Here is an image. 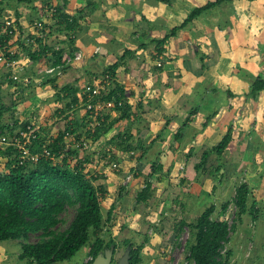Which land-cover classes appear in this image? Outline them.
Here are the masks:
<instances>
[{
    "label": "crops",
    "instance_id": "crops-1",
    "mask_svg": "<svg viewBox=\"0 0 264 264\" xmlns=\"http://www.w3.org/2000/svg\"><path fill=\"white\" fill-rule=\"evenodd\" d=\"M190 1L178 0L172 6L170 0H42L38 4L65 5L66 14L74 17L85 11L79 20L82 29L76 34L73 45L84 54L79 64L83 71L78 74L71 66L64 68L63 77L70 71L77 73L67 84L80 88L85 83L81 84V80L96 78L121 59L115 71L114 88L120 89L116 91L124 97L131 111L128 118L114 124L94 145L100 156L94 162L102 164V170L95 172L98 173L95 177L103 178L99 179V184L104 187L103 182L109 183L111 176H116L117 183L123 186L128 171L133 168L138 175H133L129 183L132 192L143 187V175H148L147 180L154 182L153 191L161 186L169 189V196L164 194L166 200L175 199L177 196L171 194L179 190L193 193L196 207L204 208L205 203L214 206L210 202L220 159L222 165L232 167L233 173L246 162L251 163L245 168L249 177L246 178L245 173L244 181L249 183L253 196L261 195L264 202V186L259 188L264 181V170L254 158L259 151L264 158L259 139L260 124H264V90L251 94L254 80L264 79V0H234L203 12L168 39L164 51L157 54L156 46L150 43L154 35L163 33V38L174 28L172 24L179 26L194 8L212 0ZM89 5L96 7L91 13ZM19 10L16 8L14 13ZM25 13L28 10L24 7L19 19L25 25L24 30L31 31L32 24L26 22ZM222 17L226 22H222ZM48 37L46 45L60 46L59 38L52 42ZM61 46L69 50L65 44ZM125 50L131 53L123 57ZM95 65L100 66V70H95ZM0 71L3 72L0 83H3L5 71L1 67ZM76 80L79 82L75 83ZM106 115L110 120L119 116L116 111ZM256 123L259 128L251 137ZM228 128H231V139L218 158L211 149L222 140ZM126 131L131 136L129 141L140 143L141 149L126 154L130 161L118 157L121 168L116 172L103 164L101 155L113 149L105 144L108 138ZM247 144L253 145L250 154L243 150ZM90 152L94 159L96 154ZM202 158L205 164L197 169ZM157 165L162 170L153 172L151 169ZM122 173L126 174L119 179L117 175ZM218 184H222V180ZM256 200L258 209L261 201ZM117 255L114 260L119 258ZM83 261L79 264H85Z\"/></svg>",
    "mask_w": 264,
    "mask_h": 264
},
{
    "label": "trees",
    "instance_id": "trees-1",
    "mask_svg": "<svg viewBox=\"0 0 264 264\" xmlns=\"http://www.w3.org/2000/svg\"><path fill=\"white\" fill-rule=\"evenodd\" d=\"M10 1H14L17 8L25 7L28 13H35L37 21L44 15V8L38 6V3L42 0ZM233 1H208L204 5L194 8L183 23L169 30L162 39H151L150 43L156 46L157 54L162 53L168 39L175 36L178 31L185 28L203 12L222 4H231ZM246 1L254 2L255 0ZM2 2L3 0H0V15L3 11ZM90 5L88 7L91 13L96 7ZM55 10L56 14L48 28L49 30L55 29L53 33H63L65 36L63 44L68 45L67 47L70 49L65 51L64 47L56 49L58 46L46 45L45 37L52 35V31L44 34L43 38L35 37L36 46L23 44L21 48L26 53L30 63L28 66L29 63L27 62L25 69L27 74L29 70L33 73L30 75L31 78L37 76L39 68L33 71V67L38 60H42L41 68L61 66L63 74L64 68L67 67L64 66L65 54L76 51L73 45L76 34L82 29L79 20L83 17L85 11H80L74 17L66 14L65 5L55 6ZM19 18L20 14L16 13L15 23L17 29L21 31L23 27L19 22ZM31 21L32 18L29 22L33 25L34 21ZM13 34L14 30L8 28L5 35L0 34V43L7 45ZM127 53L131 52L125 50L123 57H126ZM14 58L21 60V54L16 52ZM120 60L104 69L100 76L108 74L114 80L115 71L120 65ZM8 75L9 73L5 72V80L0 83V134L11 141L14 134L20 130H25L30 123H28V119L19 122L11 108L3 103L1 91L5 87L4 85L13 84V88L17 91L26 89V87L19 84H14L8 79ZM56 80L52 79L48 82L55 83ZM115 87L116 89L113 81L110 93L103 98L104 100L110 99L111 95L120 91L117 86ZM79 90L80 88L74 87L71 83L60 88L54 86L56 93L53 102L60 104L54 115L64 122V129L58 132L55 137L48 135L49 128H38L35 121L34 125H30L35 130L36 137L27 143V148L31 155L38 157L37 162H29L23 159L18 150L10 143L0 144V158L6 160L5 167L7 170L5 173H0V242L25 240L30 234L39 233L40 240L38 242L20 243L21 252L18 259L25 261L26 264H61L69 261L80 249L86 246L89 247L88 255L91 260L85 264H92L99 254H103L108 250H112V254H114L117 248L115 239L106 230L109 223L115 222L111 218L112 208H109L104 216L101 204L102 199L107 195V191L101 184L98 186L94 184V182L103 178H101L102 176L87 178L88 169L86 164L93 162L92 156L90 155V158H88L81 149L74 146H69L66 149L65 141L67 133L78 132L80 126H85L87 122L91 126L90 129L88 128L90 130L88 139L91 140V143L98 141L111 131L114 124L128 118L131 108L124 97L118 93L123 104L121 107L115 108V111L119 114L115 120H110L106 114L102 116V119L99 117L92 119L91 114L88 112H85V115L81 118L73 120L71 115L77 110L76 107L79 102L77 93ZM263 90L264 79L257 77L251 86V94L255 95ZM127 132H118L115 136L108 138L105 144L113 146V149L108 152L102 149L101 161L105 159L109 162L120 160L118 157H121V155L141 149L140 143L132 144L129 141L131 136ZM230 132L231 128H228L222 140L211 149L215 151L218 158L222 156L223 151L230 142ZM44 150L49 153V157L43 155ZM56 159H61V164L57 163ZM203 164H205V158L201 159L196 168H200ZM221 166L222 164H219L216 171ZM151 170L159 172L162 167L159 165L153 166ZM136 175H138L137 172ZM153 184L154 182L147 181L142 189H133L136 193V204L146 203L152 198L154 193ZM177 201L178 198L176 197L171 203L177 204ZM233 203L238 209L236 215L246 214L252 219L257 217L256 203L251 197L250 189L246 183L240 184L236 188ZM75 205L77 206L75 215L68 228L62 232L56 231L60 223L59 216L61 213L67 206ZM226 207L227 204L222 206L223 209ZM214 210L215 207L209 205L198 215L193 224L187 225L189 227L187 260L191 264H230V252L225 251L229 242L230 228L225 220L217 221L212 218ZM181 223L182 225L187 224L185 221ZM122 246L124 248L123 253L126 250L129 251L128 264H138L140 262L141 246L135 245L131 240H125Z\"/></svg>",
    "mask_w": 264,
    "mask_h": 264
},
{
    "label": "rangeland",
    "instance_id": "rangeland-1",
    "mask_svg": "<svg viewBox=\"0 0 264 264\" xmlns=\"http://www.w3.org/2000/svg\"><path fill=\"white\" fill-rule=\"evenodd\" d=\"M176 1L178 2V0H170L171 6ZM195 1L198 0H191L190 2L194 3ZM2 4H4V7L2 11L3 14L1 13L0 19L12 21V25L15 28L16 32L15 34H13L11 41L8 43L9 46H11V48L14 50L19 51L20 53L23 50L21 48L23 44H31L32 46H36V39L33 33L34 29L32 28V26V33L28 29L24 30L23 26L25 25L20 21L21 19H19V22L22 23L21 25L23 27V30L20 31L17 29V25L15 23L16 19L14 15H16L18 10L16 11V13H14L17 8L15 2L10 0H3ZM38 6L42 7L43 5L38 4ZM18 9H20V14H22V12L24 14V7H19ZM25 17L26 22L29 24L30 18H32L31 22H33L34 20L37 21V19H35V13L33 12L28 13ZM222 22H226V20L223 18ZM49 23H52V20H50ZM172 25L174 27L176 26L175 24ZM51 31L52 35L51 37H48V39L50 38V41L55 42L56 38H59V40H61V43L63 44L65 40V36L63 35V33H53L55 29L49 30V32ZM162 36L163 33H160L158 34V36L154 35L153 38L160 39ZM200 38L203 37L200 35ZM46 39L47 37H45V42H47ZM15 42H17V44H15ZM61 43H59V48H63L61 46ZM22 53L21 60H26L27 62L28 58L24 59V55H26V53ZM80 63L81 62L71 66L78 74L79 72L83 71V66L79 67ZM156 65L160 66V62H157ZM40 67H42V61L38 60L33 67V71H35L36 68ZM94 69L100 70V66L95 65ZM76 72L74 74V71H70L68 75L64 77L62 76V78L57 79L55 83L45 82L40 83L39 85L36 82V80H39V78L33 76L32 81L34 82L24 91H21L19 93L17 92L16 95L13 93V84L4 85L5 87L1 91L3 103L11 108L14 116L18 118L19 122H23L25 119H35L34 121L36 122L38 128H49L48 135L55 137L58 132L64 129V122L59 121V118L54 115L56 107L58 108L60 106V104L53 102V98L55 97L56 93V91H54V86H57L59 88L64 86L71 79V76H76ZM1 74H3L2 71H0V75ZM32 74L33 73H31V71L29 70L27 75L30 76ZM100 75L101 74H99L97 77H99ZM78 79L80 81V78ZM79 81L76 80L75 83H78ZM84 82H88V80H81V84ZM36 107L37 109H35ZM81 116L82 110L78 108L71 115V118L73 120H76V118H81ZM260 127L262 130L259 134V139H261V150L264 153L263 122L260 124ZM88 128L90 129L91 126H89V123L87 122L85 123V126H80L78 132H81L83 137H85L88 141H91L88 139L90 135V130ZM252 128L254 129L252 130L251 137L254 136L255 129L259 128V124L256 123L255 127L252 126ZM95 143H97V141L89 144L88 149L84 151V155L89 157L91 153L90 151H93V154L97 151L96 147L94 146ZM252 148L253 145L247 144V146H245L243 150L244 152L250 154ZM261 154V151H259V153H255L254 158L259 161V163H261L264 170V158L261 157ZM125 156L127 155H121L122 160L130 161V157L126 158ZM94 160H97L96 155H94V159L91 164H86V166L88 167V173L86 175L87 178L95 177L96 174H98L95 172L98 170H102V164H95ZM223 161H226V159L224 158ZM5 162V159L0 158V173H5L7 171ZM56 162L61 164V159H56ZM219 164H221L220 159ZM247 166H251V163L246 162L242 169H239L238 172L233 173L234 171H231L232 167L222 165L217 170L218 174L216 173L218 179H216L217 182H215V188H212V192H214V194L210 203L214 204L215 207L212 218L217 221L225 220L230 228L229 242L225 248V251L227 250L228 252H230V264H264V202L261 201L262 196L259 194L253 196V193L250 191V195L254 201H258L256 200V198H260L261 201L259 203L260 207L257 209L258 213L255 219L247 217V215L245 214L236 215L238 209L233 203L236 188L240 184L245 183L244 174L246 173V178L249 177V174L245 172V168ZM221 169L222 173H219V170ZM105 171L108 172V169L106 167ZM136 172L137 171L132 168L130 171H128V174L130 173L133 177L134 174L136 176ZM125 174L126 173L119 174L117 175V177L120 179V177L124 176ZM143 176V184H145L148 181V175ZM111 179L112 181H109V183H107L106 181L103 182L105 191H107V195L104 199H102L101 204L104 216L106 211L109 208H112L111 218L115 220V222L113 223H109L108 225L106 224V230L108 231L110 236L115 239V242L117 244L114 258L116 253L118 254L117 257L119 258L123 255V242L125 240H131L135 245L141 246L139 255L140 262L138 264H191L187 260L189 241V227L187 225L193 224L196 221L198 215L209 206V203H205L204 205L206 207L204 208L196 207L192 197L193 193H188L185 191L181 192L179 190H176L174 194H171V196H177L178 201L177 204H173L171 203L172 200L169 201L165 199L164 194L169 196V189H165V187L163 188L161 186V188L157 187V189L154 191V196H152V198H150L146 203L136 204V193L131 191L132 185L128 184L127 187L119 185L120 183H117L116 176L115 178L111 176ZM219 180H222V184H218ZM99 183H101L100 180L94 182L95 186H98ZM246 184L248 185L249 183ZM263 186L264 181H261V183L259 184V188ZM121 188H123V191L121 190ZM142 188L143 187H140V189ZM233 188H235L234 191ZM224 204H227V207L225 209L222 208ZM76 208V205L70 207L67 206L65 208V210L59 216L60 223L58 224L56 231L62 232L68 228L75 215ZM182 221H185L187 224L182 225ZM39 240V233H37L30 234L29 237L25 240L20 239L16 241L0 242V264H24V261H20L17 257L21 252L20 243H35ZM88 253L89 247H83L74 255V257L62 264H79L82 259H84L83 263H87L90 258Z\"/></svg>",
    "mask_w": 264,
    "mask_h": 264
},
{
    "label": "built area",
    "instance_id": "built-area-1",
    "mask_svg": "<svg viewBox=\"0 0 264 264\" xmlns=\"http://www.w3.org/2000/svg\"><path fill=\"white\" fill-rule=\"evenodd\" d=\"M44 10V15L41 17L39 21H35L32 25L34 29L33 33L37 38H43L44 34L49 32L48 26L51 24L49 23L50 20L53 19L54 15L56 14L55 6L49 5L47 3L42 4ZM8 28H11L15 32V28L12 25V21L10 20H2L0 22V34L5 35V32ZM59 49V47H56ZM98 49L94 50V53H97ZM16 51L12 49L9 44L5 45L0 43V67L5 71L8 72V79L11 80L14 84H19L22 87L28 88L34 81L33 78L27 75L25 65L27 64L26 61H22L20 59H15L14 54ZM84 59V54L80 51H74L72 53L65 54L64 57V66H72L81 62ZM62 76V67H48V68H39L37 70V76L39 80H36L38 85L40 83L48 82L52 79H58ZM113 79L108 75L105 74L103 76H99L94 78L91 82L84 83L81 87L79 92L77 93V98L79 99L78 105L76 109H81L83 112H88L91 114V118H101L104 114L109 111H115V108L121 107L123 102L120 100L119 94H113L110 96V99L104 100L112 88ZM17 91L15 88L13 89V93L16 95ZM35 119L28 120L30 123L25 130H20L16 134L11 141H8L5 136L0 134V144H11L18 150L21 154L22 158L29 161V162H37L38 157L35 155H31L27 148V143L36 137L35 130L31 128L34 125ZM31 125V126H30ZM90 125V124H89ZM91 144L81 132L76 133H67L66 134V141H65V148L67 149L69 146H74L81 151H86ZM95 149V148H94ZM109 150H107L108 152ZM96 157L99 158V153L96 151ZM43 155L45 157H49V153L44 150ZM99 156V157H98ZM120 161H112L109 162L107 159L103 161V164H107L113 171H119L121 168ZM132 175L128 174L123 182V186L126 187L132 179ZM91 260V258H89Z\"/></svg>",
    "mask_w": 264,
    "mask_h": 264
},
{
    "label": "water",
    "instance_id": "water-1",
    "mask_svg": "<svg viewBox=\"0 0 264 264\" xmlns=\"http://www.w3.org/2000/svg\"><path fill=\"white\" fill-rule=\"evenodd\" d=\"M112 250L105 251L103 254H99L92 262V264H112L113 259ZM129 251L126 250L123 255L118 259L116 264H128Z\"/></svg>",
    "mask_w": 264,
    "mask_h": 264
},
{
    "label": "flooded vegetation",
    "instance_id": "flooded-vegetation-1",
    "mask_svg": "<svg viewBox=\"0 0 264 264\" xmlns=\"http://www.w3.org/2000/svg\"><path fill=\"white\" fill-rule=\"evenodd\" d=\"M112 257H114V254H113V256ZM121 257V256H120ZM119 259V258H118ZM118 259L117 260H114V258L112 259V263H117V261H118ZM115 261V262H114Z\"/></svg>",
    "mask_w": 264,
    "mask_h": 264
}]
</instances>
